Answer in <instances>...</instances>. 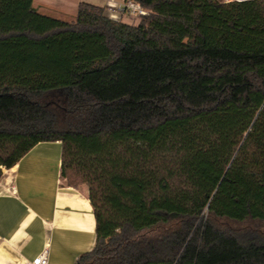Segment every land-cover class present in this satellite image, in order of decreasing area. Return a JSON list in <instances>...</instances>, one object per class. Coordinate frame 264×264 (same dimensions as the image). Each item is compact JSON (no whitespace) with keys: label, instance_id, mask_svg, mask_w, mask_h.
<instances>
[{"label":"trees","instance_id":"16d2710c","mask_svg":"<svg viewBox=\"0 0 264 264\" xmlns=\"http://www.w3.org/2000/svg\"><path fill=\"white\" fill-rule=\"evenodd\" d=\"M133 1L0 0V167L61 143L96 225L76 264H264V0Z\"/></svg>","mask_w":264,"mask_h":264},{"label":"crops","instance_id":"0c3cea01","mask_svg":"<svg viewBox=\"0 0 264 264\" xmlns=\"http://www.w3.org/2000/svg\"><path fill=\"white\" fill-rule=\"evenodd\" d=\"M110 1L33 0V6L61 19L72 17L79 3L107 6ZM132 18L120 15L121 22L137 24ZM95 228L88 191L63 183L59 141L38 143L13 167L1 170L0 264L32 261L45 245L48 264H76L93 248Z\"/></svg>","mask_w":264,"mask_h":264},{"label":"built area","instance_id":"2783aa9c","mask_svg":"<svg viewBox=\"0 0 264 264\" xmlns=\"http://www.w3.org/2000/svg\"><path fill=\"white\" fill-rule=\"evenodd\" d=\"M107 9L110 17L118 19L121 14H128L138 21L147 12L143 10L133 0H112L107 4ZM49 248L45 245L41 253L32 261L25 260L22 264H48Z\"/></svg>","mask_w":264,"mask_h":264},{"label":"rangeland","instance_id":"374dc122","mask_svg":"<svg viewBox=\"0 0 264 264\" xmlns=\"http://www.w3.org/2000/svg\"><path fill=\"white\" fill-rule=\"evenodd\" d=\"M221 1H223V2H231V1H239V0H221ZM40 12H43V14H46L45 13V11H41V10H39ZM48 16H52V17H55V18H58V16L57 15H54V14H51V13H48L47 14ZM74 15H75V13H73V16L72 17H62L61 19L62 20H65V21H70V20H72L73 18H74ZM132 23H134L135 21H136V23H138L139 21L136 19V18H132ZM136 25V24H135ZM2 169H6V168H3V167H0V170H2ZM65 181L63 180V183H64ZM79 189H85V190H87V187L86 186H84V185H81L80 187H79ZM218 224L219 225H221V226H229V227H233V228H240V229H256V230H262V227H261V225L260 224H258V223H254V222H245V223H243V224H236V223H232V222H228V221H218Z\"/></svg>","mask_w":264,"mask_h":264}]
</instances>
